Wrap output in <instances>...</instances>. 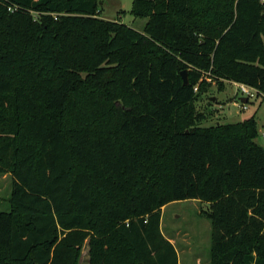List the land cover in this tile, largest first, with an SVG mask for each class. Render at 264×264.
Returning a JSON list of instances; mask_svg holds the SVG:
<instances>
[{
  "label": "trees",
  "instance_id": "1",
  "mask_svg": "<svg viewBox=\"0 0 264 264\" xmlns=\"http://www.w3.org/2000/svg\"><path fill=\"white\" fill-rule=\"evenodd\" d=\"M99 8L0 0V264H78L85 242L87 264H178L160 222L186 200L209 264H264L257 122L193 106L210 82L264 96V0H132L140 31Z\"/></svg>",
  "mask_w": 264,
  "mask_h": 264
},
{
  "label": "rangeland",
  "instance_id": "2",
  "mask_svg": "<svg viewBox=\"0 0 264 264\" xmlns=\"http://www.w3.org/2000/svg\"><path fill=\"white\" fill-rule=\"evenodd\" d=\"M100 18L107 21L119 20L122 24L135 30H142L145 20L135 19L130 15L132 0H99ZM234 83L219 84L210 82V87L193 103L196 111L204 113L207 118L201 126L208 127L216 122L235 123L254 116L257 122V142L264 146L261 133L264 132V99L250 102L241 108ZM12 178L9 173L0 174V212L9 210L8 199ZM208 205L195 200L173 202L162 211V231L177 243L181 263L184 258L188 264H209L210 223L202 215ZM184 248L182 251L181 248ZM87 242H85L78 264H87Z\"/></svg>",
  "mask_w": 264,
  "mask_h": 264
},
{
  "label": "built area",
  "instance_id": "3",
  "mask_svg": "<svg viewBox=\"0 0 264 264\" xmlns=\"http://www.w3.org/2000/svg\"><path fill=\"white\" fill-rule=\"evenodd\" d=\"M234 84L238 86L236 93H237L241 108L245 109L250 102L258 101L259 99L258 96L261 94L256 89L243 85V84H236V83ZM196 90L197 88H194V91ZM261 96L264 98L263 95ZM241 99H245L246 103H242ZM261 138L264 140V132L261 133Z\"/></svg>",
  "mask_w": 264,
  "mask_h": 264
},
{
  "label": "crops",
  "instance_id": "4",
  "mask_svg": "<svg viewBox=\"0 0 264 264\" xmlns=\"http://www.w3.org/2000/svg\"><path fill=\"white\" fill-rule=\"evenodd\" d=\"M164 208H162V211H163ZM160 228H161V232L163 234V236L174 246V248L176 249V252H177V258H178V264H182L181 263V259H180V256H179V250L177 249V243L174 242V240L170 237H168L163 231H162V214H161V222H160ZM181 250L183 251L184 248L182 247ZM87 262H88V259H87ZM184 264H188V259H185L184 258Z\"/></svg>",
  "mask_w": 264,
  "mask_h": 264
},
{
  "label": "water",
  "instance_id": "5",
  "mask_svg": "<svg viewBox=\"0 0 264 264\" xmlns=\"http://www.w3.org/2000/svg\"><path fill=\"white\" fill-rule=\"evenodd\" d=\"M180 77H181V80L183 82V85H188V78H187V71L186 70H183L181 73H180ZM241 102L242 103H246V100L245 99H241Z\"/></svg>",
  "mask_w": 264,
  "mask_h": 264
}]
</instances>
